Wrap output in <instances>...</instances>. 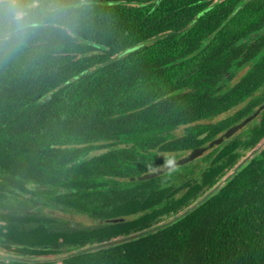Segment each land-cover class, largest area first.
I'll return each mask as SVG.
<instances>
[{
  "label": "trees",
  "instance_id": "obj_1",
  "mask_svg": "<svg viewBox=\"0 0 264 264\" xmlns=\"http://www.w3.org/2000/svg\"><path fill=\"white\" fill-rule=\"evenodd\" d=\"M34 6L59 12L23 42L8 28L12 5L0 7L3 250L59 255L147 230L200 199L264 138L263 107L195 159L138 178L264 104V37L257 39L264 0ZM243 50L257 59L232 82L237 75L225 73ZM178 127L184 131L173 134ZM44 207L94 223L69 226ZM0 264H264V147L155 231L55 260L0 257Z\"/></svg>",
  "mask_w": 264,
  "mask_h": 264
},
{
  "label": "water",
  "instance_id": "obj_2",
  "mask_svg": "<svg viewBox=\"0 0 264 264\" xmlns=\"http://www.w3.org/2000/svg\"><path fill=\"white\" fill-rule=\"evenodd\" d=\"M264 107V104L260 105L254 112H252L250 115L246 116L244 119H242L241 121H239L238 123L231 125L230 127H228L221 135H219L218 137L210 140L207 145L204 146H200V147H195L191 150H189L185 155L173 160L174 164L172 166H164L160 169L157 170H153V171H149L147 173H144L142 175H140L138 178L139 179H149V178H153L159 174H162L164 172H166L167 170H169L170 168L176 166V165H182L184 163H187L193 159H195L196 157L200 156L203 152H205L208 148L212 147L213 145H218L220 144L225 138H229L230 136H232L237 130H239L240 128H242L243 126H245L249 121H251L257 114L258 112ZM253 156V155H252ZM252 156L245 158L244 160H242L241 162L237 163V165H235L234 169H233V173L232 175L237 171V169H240L242 165H244ZM232 175L228 176L227 178L219 181L215 186H213L210 190H208L200 199H198L196 202H194L192 205H190L188 208L182 210V212L176 214L175 216H173V218L171 220H169L168 222L164 223V224H157L154 225L150 228H148L147 230H144L142 232H138L136 234H132L126 237H118L116 239H112L109 241H105V242H101V243H96V244H92L86 247H83L81 249H78L76 251H72L69 253H65L53 258H47V259H26L23 257H10L11 259H21V260H26V261H37V260H50V259H58V258H62L71 254H75V253H82L85 251H90V250H94V249H98L101 247H107L110 245H115L118 243H121L125 240L128 239H134L139 237L140 235H144L148 232H152L157 230L158 228H161L167 224H169L170 222L180 218L181 216L185 215L186 213H188L191 209H193L195 206H197L198 204H200V202H202L204 199H206L207 197H209L211 194H213L214 192H216V190L228 179L230 178ZM134 178V177H132ZM114 221V220H109ZM107 221V222H109ZM7 258V257H6Z\"/></svg>",
  "mask_w": 264,
  "mask_h": 264
},
{
  "label": "clouds",
  "instance_id": "obj_3",
  "mask_svg": "<svg viewBox=\"0 0 264 264\" xmlns=\"http://www.w3.org/2000/svg\"><path fill=\"white\" fill-rule=\"evenodd\" d=\"M7 2L12 5L7 11L8 28L16 42H23L28 33L43 26L45 20L58 15V9L41 10L34 6L37 0H0V7ZM46 13V15H45ZM0 15H3L0 12ZM174 161L167 159L165 166H172Z\"/></svg>",
  "mask_w": 264,
  "mask_h": 264
},
{
  "label": "rangeland",
  "instance_id": "obj_4",
  "mask_svg": "<svg viewBox=\"0 0 264 264\" xmlns=\"http://www.w3.org/2000/svg\"><path fill=\"white\" fill-rule=\"evenodd\" d=\"M239 76L240 75H237L232 80V82L235 81ZM213 120H215V119H213ZM183 131H184L183 127H178V128L173 129L172 133L176 134V135H179ZM262 147H264V138L254 148H252L251 150H248L246 152V154L238 161V163L241 162L242 160H244L245 158H248V157L254 155L255 153H258L259 150ZM234 167L232 169H230L219 181H221V180L227 178L228 176L232 175V173H233L232 171H233ZM43 211L46 212V213L61 217L65 221V223H67L69 226H73V227H75V226H89V225H92L94 223V221H92V219L86 217L85 215L74 213V212H70V211H64V210H61V209H58V208L44 207ZM172 218H173V216L163 220L162 222H160L158 224L159 225L164 224V223L168 222L169 220H171ZM67 253H69V252H67ZM62 254H65V253H62ZM62 254H59V255H62ZM59 255H48V256H38V257H34V256L33 257H24V256L17 255V254L11 253V252H7V251L3 250L0 247V257H7V258H10V257H23V258H26L28 260L29 259H47V258H53V257L59 256Z\"/></svg>",
  "mask_w": 264,
  "mask_h": 264
},
{
  "label": "flooded vegetation",
  "instance_id": "obj_5",
  "mask_svg": "<svg viewBox=\"0 0 264 264\" xmlns=\"http://www.w3.org/2000/svg\"><path fill=\"white\" fill-rule=\"evenodd\" d=\"M257 32L259 34L257 36V39L260 40L261 37H264V22H263V25L257 29ZM255 53L256 52H249V51L245 52V50H243L242 54H240L239 57L233 59L232 61L235 64H240V65L237 66L236 69L231 68L229 72L225 73V75H243L247 71V69L250 68L253 63H255L257 59L255 56ZM195 55H198V54L196 53Z\"/></svg>",
  "mask_w": 264,
  "mask_h": 264
}]
</instances>
